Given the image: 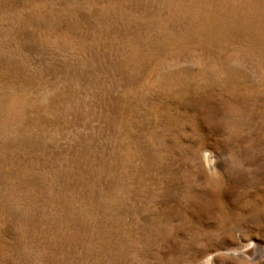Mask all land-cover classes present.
Wrapping results in <instances>:
<instances>
[{
  "label": "rangeland",
  "instance_id": "rangeland-1",
  "mask_svg": "<svg viewBox=\"0 0 264 264\" xmlns=\"http://www.w3.org/2000/svg\"><path fill=\"white\" fill-rule=\"evenodd\" d=\"M0 264H264V0H0Z\"/></svg>",
  "mask_w": 264,
  "mask_h": 264
}]
</instances>
